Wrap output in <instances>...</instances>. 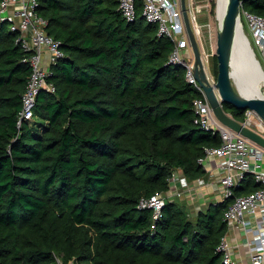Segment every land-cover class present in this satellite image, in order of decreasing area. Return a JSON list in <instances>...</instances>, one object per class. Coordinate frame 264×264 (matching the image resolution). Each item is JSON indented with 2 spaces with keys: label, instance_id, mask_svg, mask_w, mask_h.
<instances>
[{
  "label": "trees",
  "instance_id": "obj_1",
  "mask_svg": "<svg viewBox=\"0 0 264 264\" xmlns=\"http://www.w3.org/2000/svg\"><path fill=\"white\" fill-rule=\"evenodd\" d=\"M242 8L264 16V0ZM206 9L217 76V0ZM142 10L140 0L129 21L120 0H41L64 55L48 76L56 90L38 94L21 126L29 52L0 23V264H225L218 246L231 199L195 215L169 199L158 219L139 207L170 187L176 168L205 175L198 159L221 143L195 122L202 93L169 62L173 40ZM224 107L244 119L246 109ZM257 187L247 178L237 194Z\"/></svg>",
  "mask_w": 264,
  "mask_h": 264
},
{
  "label": "built area",
  "instance_id": "obj_2",
  "mask_svg": "<svg viewBox=\"0 0 264 264\" xmlns=\"http://www.w3.org/2000/svg\"><path fill=\"white\" fill-rule=\"evenodd\" d=\"M138 1L120 0V8L129 21L137 16ZM141 2L146 20L158 25L159 35L170 37L174 42L169 62L184 65L187 80L202 93L194 100L195 122L219 134L221 143L206 147L205 155L198 159L206 169L205 175L190 179L182 168H176L170 178V187L166 191L142 197L139 207L153 209L154 218L158 219L163 215V208L169 199L183 197L187 192L191 193L193 187L210 183L213 191L218 190L221 195V199L214 203L232 200L224 214L228 230L218 246L224 254V263L264 264V146L225 124L215 114L204 87L195 75V53L183 14L182 0ZM40 4L41 0H0V23H7L11 31L19 34L18 41L29 52L25 61L32 68L23 93L19 126L24 120L34 118L37 97L44 88L53 92L56 90L55 85L48 82V76L52 65L64 55L61 40L47 30L49 21L40 13ZM187 8L200 43L208 78L215 85L217 76L212 71L206 39L199 23L204 6L198 0H187ZM242 15L244 29L246 24L250 30V41L264 67V16L243 8ZM240 121L264 136V118L256 110L246 109L245 117ZM247 178H252L258 187L237 194V187L245 184ZM234 228H237L238 233L231 237L229 234ZM58 263L73 264V260L64 263L58 258Z\"/></svg>",
  "mask_w": 264,
  "mask_h": 264
},
{
  "label": "water",
  "instance_id": "obj_3",
  "mask_svg": "<svg viewBox=\"0 0 264 264\" xmlns=\"http://www.w3.org/2000/svg\"><path fill=\"white\" fill-rule=\"evenodd\" d=\"M242 2L243 0H228L223 21L220 20L217 8L219 69L215 85L209 80L205 69L200 43L188 13L187 0H182V8L195 53V75L204 87L215 114L225 124L264 146V136L261 133L241 122L224 107L225 103H229L240 109H254L264 118V67L244 29ZM240 34L244 37V45L237 49L236 40ZM235 72L243 84H258L260 90L256 94L243 90L236 80Z\"/></svg>",
  "mask_w": 264,
  "mask_h": 264
},
{
  "label": "crops",
  "instance_id": "obj_4",
  "mask_svg": "<svg viewBox=\"0 0 264 264\" xmlns=\"http://www.w3.org/2000/svg\"><path fill=\"white\" fill-rule=\"evenodd\" d=\"M191 193H186L185 196L183 197H174L171 199H179L182 201H188L189 203L195 205L196 207H203V205L209 204V202L213 201V197L216 200L221 199L220 197V192L213 191V185L212 184H207L205 186H196L193 187L192 190H190ZM238 233L237 228H234L230 231V236L234 237Z\"/></svg>",
  "mask_w": 264,
  "mask_h": 264
},
{
  "label": "rangeland",
  "instance_id": "obj_5",
  "mask_svg": "<svg viewBox=\"0 0 264 264\" xmlns=\"http://www.w3.org/2000/svg\"><path fill=\"white\" fill-rule=\"evenodd\" d=\"M198 1L201 2L203 4V6H204V10L199 15V23L201 25V30L203 32V35H204V37L206 39V46L208 48L210 58H212L213 57V52H214V49H215V43L212 42L211 35H210V29H209L208 18H207L208 11L206 9L207 0H198ZM244 25H245L246 33L250 34L249 27L246 24H244ZM218 26H219V19H218ZM8 29H9V27H8ZM220 197H221V195H220ZM212 199H213V201H211V202L218 201L214 197ZM204 207H206V206H204ZM197 210H198L197 207L195 205H193L192 215H195Z\"/></svg>",
  "mask_w": 264,
  "mask_h": 264
},
{
  "label": "bare ground",
  "instance_id": "obj_6",
  "mask_svg": "<svg viewBox=\"0 0 264 264\" xmlns=\"http://www.w3.org/2000/svg\"><path fill=\"white\" fill-rule=\"evenodd\" d=\"M227 3H228V0H217L218 15L221 21H223ZM243 45H244V37L242 36V34H240L237 36L236 48L240 49L243 47ZM235 77L239 85L241 86V88L245 90L246 92H249L250 94H256L260 90V86L258 84H253L252 86H247L243 84L240 78L238 77L237 72H235Z\"/></svg>",
  "mask_w": 264,
  "mask_h": 264
}]
</instances>
